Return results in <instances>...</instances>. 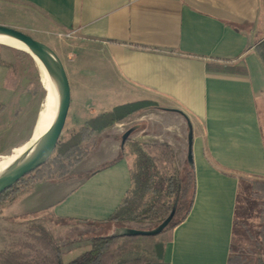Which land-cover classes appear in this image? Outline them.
<instances>
[{
	"label": "crops",
	"instance_id": "1",
	"mask_svg": "<svg viewBox=\"0 0 264 264\" xmlns=\"http://www.w3.org/2000/svg\"><path fill=\"white\" fill-rule=\"evenodd\" d=\"M1 13L10 26L58 37L81 54L72 69L85 102L113 104L100 113L141 100L162 107L150 110L155 124L158 115L167 122L161 125L166 135L154 142L173 148L180 169L191 135L193 202L171 231L163 259L226 264L239 180L264 179V66L256 51L264 39V0H0ZM139 114L112 128L128 132ZM120 148L115 137L103 138L70 179L36 181L1 210L15 217L48 210L62 218L106 219L130 185L127 147L117 163L81 176L115 159ZM89 249L87 241L65 256Z\"/></svg>",
	"mask_w": 264,
	"mask_h": 264
},
{
	"label": "trees",
	"instance_id": "2",
	"mask_svg": "<svg viewBox=\"0 0 264 264\" xmlns=\"http://www.w3.org/2000/svg\"><path fill=\"white\" fill-rule=\"evenodd\" d=\"M256 51L264 66V39L257 44ZM150 109L164 110L156 103L141 100L115 106L110 111L87 120L75 135L64 142L58 141L52 154L54 155L52 160L59 168L57 176L48 177L46 180L60 182L70 179V171L96 149L100 140L98 134L134 114ZM261 129L264 139V126L261 125ZM87 140V146L81 147V143ZM125 146L132 158L129 168L130 185L120 203L106 219L97 221L62 218L48 210L6 218V221L25 226L28 230L27 237L36 241L42 247V252H38L32 259L29 254L22 251L23 249L33 251V247L22 242L17 245L20 247L19 250L0 252V264H169L163 259L165 244L170 240L171 231L186 218L193 202L195 176L192 155L191 160L180 169L176 163L174 150L169 144L141 143L128 137L124 143H121L119 154L115 159L99 165L95 170L81 177L87 179L120 161L124 156ZM48 161L3 192L0 195V202L7 196L16 194L21 182H26L22 186L26 188L42 180L35 175L47 165ZM241 187L245 189V196L239 194ZM239 190L226 264H264V179L241 177ZM242 210L246 213H243L245 215L243 218L240 216ZM170 216L167 226L157 235L121 233L122 229H132L129 226L131 224L149 226L148 230H152ZM35 219L39 222H34ZM50 221H54L55 225L108 226L113 227L115 233L83 238L90 243V249L65 263L62 259V247L52 241L46 226ZM237 228L243 240L240 248L234 243ZM166 233L168 235L166 241L156 240L158 236ZM242 247L244 248L241 249Z\"/></svg>",
	"mask_w": 264,
	"mask_h": 264
},
{
	"label": "rangeland",
	"instance_id": "3",
	"mask_svg": "<svg viewBox=\"0 0 264 264\" xmlns=\"http://www.w3.org/2000/svg\"><path fill=\"white\" fill-rule=\"evenodd\" d=\"M6 19H10L5 16L4 13L0 14V25L12 27L22 31L29 35L36 41H39L45 45H48L60 58L65 69H67V75L69 72L70 78L73 84V102L69 107L68 114L63 126L59 142H64L68 138L75 135L80 127L84 124V120L81 117L85 115H96L101 111L108 110L113 104L109 103H86V95L84 88L78 86L76 82V70H73L77 58L81 57V54L73 55L71 49L64 41H61L58 37L43 38L41 34L31 30L30 28H16L10 26ZM84 55V54H83ZM82 55V56H83ZM0 160L9 156L13 149L24 144L30 137L33 128L39 117L40 108L43 102L45 90L41 81L40 74L36 68V65L32 61L31 57L22 52L8 47L0 46ZM114 103V101L112 102ZM152 110V109H150ZM146 110L141 112L135 118L129 120L127 124L128 131L131 136L137 137L142 141L153 143L157 137L165 136L164 126L165 120L161 119L162 115H158L157 122L155 124L152 117V111ZM129 118V117H128ZM264 125V121H263ZM113 127V126H112ZM109 128L102 133L98 134L100 137L98 145L103 138L115 137L117 142L121 141L123 133L113 128ZM142 129V131H141ZM137 131V132H135ZM135 133V134H134ZM89 140V139H88ZM88 140L81 143V147L87 146ZM133 140V139H132ZM54 155L49 158L46 166L42 167L35 175L36 178L46 179L51 176H57L58 165L52 160ZM75 168V167H74ZM73 172V169L69 174ZM28 180V179H27ZM26 182H21L18 188L21 189ZM245 189L241 187L239 194L245 196ZM12 195L7 196L0 202V252L19 250L17 245L22 242H26L33 247V251L23 249L22 252L27 253L34 259L38 252H42V247L36 242L27 237L28 230L23 225L6 221V218H14L15 216H9L3 210L4 206L10 202ZM244 210H242L240 216L243 218ZM246 214V213H245ZM249 221L251 219H248ZM34 222H39L38 219ZM49 229V233L52 241L62 247V254L64 256L69 253H73L75 250L79 251L85 242L83 238H87L92 235L98 234H113L115 229L108 226H97L88 224H65L55 225L54 221H50L46 224ZM132 229L148 230L149 226L131 224ZM109 228V229H108ZM235 245L240 248L243 244V240L238 234L239 228L235 230ZM168 235L163 234L156 238L157 241H166ZM82 238V239H80ZM242 247L241 249H243ZM70 255L65 256L63 261L69 262L73 257ZM68 259V260H67Z\"/></svg>",
	"mask_w": 264,
	"mask_h": 264
},
{
	"label": "water",
	"instance_id": "4",
	"mask_svg": "<svg viewBox=\"0 0 264 264\" xmlns=\"http://www.w3.org/2000/svg\"><path fill=\"white\" fill-rule=\"evenodd\" d=\"M0 37L21 43L43 66L57 95V110L51 126L36 141L34 146L0 172V195L16 185L24 176L43 166L53 154L59 141L71 103V90L64 65L57 54L47 45L34 40L22 31L0 25ZM130 136L122 135L121 143ZM191 135H189L188 160H191ZM171 216L152 230L122 229L126 235H157L167 226Z\"/></svg>",
	"mask_w": 264,
	"mask_h": 264
},
{
	"label": "bare ground",
	"instance_id": "5",
	"mask_svg": "<svg viewBox=\"0 0 264 264\" xmlns=\"http://www.w3.org/2000/svg\"><path fill=\"white\" fill-rule=\"evenodd\" d=\"M0 46L8 47L17 51H22L26 54H28L34 64L36 65V68L40 74L41 81L44 85V98L43 102L40 108L39 117L37 119V122L33 128V131L29 137V139L24 143L21 144V146L13 149L12 153L4 157L0 160V172L4 170L9 164H11L14 160L19 158L22 154H24L27 150L31 149L36 141L39 139V137L46 132V130L51 126L57 110V95L56 90L49 80L43 66L40 64V62L32 56L28 50L19 42L5 38L0 37Z\"/></svg>",
	"mask_w": 264,
	"mask_h": 264
},
{
	"label": "built area",
	"instance_id": "6",
	"mask_svg": "<svg viewBox=\"0 0 264 264\" xmlns=\"http://www.w3.org/2000/svg\"><path fill=\"white\" fill-rule=\"evenodd\" d=\"M61 37H65V38H67V37H69L70 35L69 34H62V35H60Z\"/></svg>",
	"mask_w": 264,
	"mask_h": 264
}]
</instances>
